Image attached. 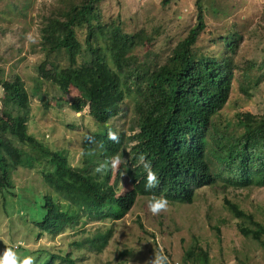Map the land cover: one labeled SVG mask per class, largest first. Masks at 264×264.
Returning <instances> with one entry per match:
<instances>
[{"label": "trees", "instance_id": "16d2710c", "mask_svg": "<svg viewBox=\"0 0 264 264\" xmlns=\"http://www.w3.org/2000/svg\"><path fill=\"white\" fill-rule=\"evenodd\" d=\"M103 1L66 0L45 17L40 45L50 67L46 76L50 74L52 82L48 88V83L39 82L32 91L48 108L51 96L60 98L71 87L77 89L80 101L76 107L89 106L97 126L95 131L82 132V161L71 164L64 150L51 149L29 133L30 95L19 76L7 80L0 75V190L12 192L13 173L19 167L40 170L52 191L43 196L42 204L34 201L29 209L35 224L59 236L88 219H122L139 195L192 203L198 189L216 186L219 180L226 181L225 188L264 186V113L244 111L238 120L241 133L230 134L215 123L230 97L232 54L238 49L235 33L223 36L227 55L200 52L197 43L207 23L203 0H196V23L166 61L152 64L148 56L141 60L133 53L147 38L145 30H124L120 16L106 19ZM83 27L87 33L84 43L77 33ZM83 54L89 58L80 62ZM39 69L44 75L43 64ZM127 97L134 102L130 135L112 124L122 117ZM110 133L116 139H111ZM115 157L122 160L133 182L126 193H120L112 182L110 162ZM145 163L157 176L151 189L145 188ZM101 165L103 169L97 171ZM225 201L240 219L239 232L264 246V223L240 204L227 197ZM111 229L89 234L93 248L101 251L109 244ZM216 229L219 238L220 227ZM194 238L182 257L183 264H212L210 241ZM75 245L80 242L74 238L67 244ZM63 253L50 255L43 264H80L71 251Z\"/></svg>", "mask_w": 264, "mask_h": 264}, {"label": "rangeland", "instance_id": "374dc122", "mask_svg": "<svg viewBox=\"0 0 264 264\" xmlns=\"http://www.w3.org/2000/svg\"><path fill=\"white\" fill-rule=\"evenodd\" d=\"M63 1L66 0H0V75L7 80L19 76L23 81L30 95L29 133L51 149L64 150L71 164L77 165L83 158L85 136L82 132L97 129L89 107H76L80 99L74 87L60 98L51 96L48 108L39 95L32 94L39 82L48 83L47 88L52 82L50 74L46 76L50 67L40 45L41 27L45 17L51 10L63 6ZM203 3L207 27L197 43L200 52L227 55L223 36L235 33L238 49L232 54V88L215 123L230 134L241 133L243 128L238 120L244 111L264 113V0H203ZM101 8L106 19L120 16L124 30H145L147 38L133 53L141 60L148 56L152 64L166 61L175 45L196 23L198 11L196 0H104ZM77 33L84 43L86 28H78ZM86 58L88 54H83L79 61ZM41 64L46 71L44 75L39 69ZM256 80H259L257 84ZM2 96L0 86V107ZM133 103L132 97H127L122 117L112 122L118 131H126L127 135L133 133ZM117 159V168H111L112 182L120 193H126L132 189L133 182L122 167V160ZM225 182L219 180L216 186L198 189L192 203L173 204L162 196L155 198L167 202L166 208L155 215L148 209L151 200L139 195L134 208L120 220L88 219L72 231L53 236L34 223L29 209L34 201L42 204L43 196L52 189L43 181L40 170L19 167L13 173L12 192L0 190V255L12 249L17 264L26 257L31 258L32 264H43L50 255L60 251H71L80 264H153L156 257H163V264H183L185 251L194 236H198L210 241L212 264H264L263 244L239 232L240 219L234 217L225 201L227 197L240 204L264 223V186L225 188ZM217 226L221 232L219 238ZM110 227L113 234L109 244L101 251L93 248L90 235ZM73 238L80 242L78 247L67 246ZM20 241L23 245L13 248Z\"/></svg>", "mask_w": 264, "mask_h": 264}, {"label": "clouds", "instance_id": "9594fccd", "mask_svg": "<svg viewBox=\"0 0 264 264\" xmlns=\"http://www.w3.org/2000/svg\"><path fill=\"white\" fill-rule=\"evenodd\" d=\"M89 107V106H88ZM111 139H116V136L114 134L110 133ZM140 160L143 161V157H140ZM111 167L113 170H115L119 164V160L117 158H113L110 162ZM104 165H101L97 171H101L103 169ZM144 169L146 171L145 176V188L151 189L156 186L157 183V176L152 171L151 166L147 163L144 164ZM166 201L163 199H154L148 202V209L151 211L153 215L159 213L163 209L166 208ZM23 243L20 241L17 245H14L13 248L19 249ZM163 257H156L153 261V264H163ZM0 264H17V257L16 254L12 251V249L8 248L6 249L2 255H0ZM20 264H32V260L30 257L24 258Z\"/></svg>", "mask_w": 264, "mask_h": 264}]
</instances>
